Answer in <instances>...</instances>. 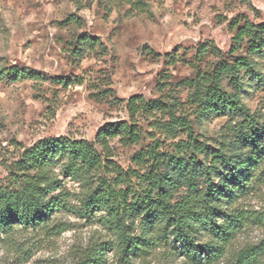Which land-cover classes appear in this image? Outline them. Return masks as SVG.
Masks as SVG:
<instances>
[{"label":"rangeland","instance_id":"obj_1","mask_svg":"<svg viewBox=\"0 0 264 264\" xmlns=\"http://www.w3.org/2000/svg\"><path fill=\"white\" fill-rule=\"evenodd\" d=\"M246 19L264 21V0H0V185H10L12 164L24 146L60 135L95 142L107 123L130 120L126 104L133 95L174 96L198 140L210 150L226 147L239 116L222 107L198 109L189 83L219 62L247 55L242 49L232 55L234 26ZM85 37L99 41L83 45ZM253 60L254 71L242 68L223 86L264 121V55ZM11 67L35 76L17 77ZM153 121L139 118V144L112 142L114 160L124 169L153 139L171 149L172 140L156 132ZM65 184L79 191L78 184ZM234 207L264 214V159ZM100 215L62 209L48 228L19 226L9 236L0 231V264H84L82 253L114 238L99 225ZM262 239L264 223L252 224L235 247ZM175 247L172 242L144 258L133 254L127 262L110 249L101 264H190Z\"/></svg>","mask_w":264,"mask_h":264},{"label":"trees","instance_id":"obj_2","mask_svg":"<svg viewBox=\"0 0 264 264\" xmlns=\"http://www.w3.org/2000/svg\"><path fill=\"white\" fill-rule=\"evenodd\" d=\"M234 29L232 55L238 49L247 55L219 62L189 83L190 100L198 109L222 107L239 116L226 147L210 150L198 140L174 96L133 95L126 104L130 120L107 123L95 142L60 135L22 148L12 164L10 185H0V231L9 236L19 226L48 228L52 214L62 209L86 218L101 213L99 225L114 238L82 253L84 264H101L110 249L124 262L133 254L144 258L172 242L190 264H264V239L235 247L245 228L264 223V214L234 207L263 162L264 121L250 113L239 93L223 86L226 77L239 75L242 68L254 71L253 57L264 55V21L246 19ZM98 41L85 37L80 43ZM9 73L35 76L18 67ZM165 84H160L161 92ZM141 116L154 118L152 127L172 140L171 149L153 139L134 154V165L126 170L114 160L112 142L139 144ZM66 181L78 184L79 191H69Z\"/></svg>","mask_w":264,"mask_h":264}]
</instances>
